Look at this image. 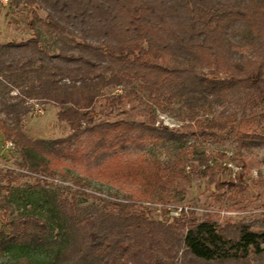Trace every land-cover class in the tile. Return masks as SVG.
I'll list each match as a JSON object with an SVG mask.
<instances>
[{"label":"trees","instance_id":"obj_1","mask_svg":"<svg viewBox=\"0 0 264 264\" xmlns=\"http://www.w3.org/2000/svg\"><path fill=\"white\" fill-rule=\"evenodd\" d=\"M13 1L36 5L53 31L69 35L59 36L54 53L40 43L36 30L28 40L0 45V88L17 89L0 100V126L17 148L20 165L63 178L73 169L76 183L109 180L135 191L126 200L106 201L96 214L79 207L74 195L58 196L46 219L9 220L3 241L37 248L43 254L38 264H61V256L65 264H166L158 255L143 258V247L156 243L165 249L160 238L170 248L181 245L179 264H242L264 257V231L241 224L230 235L225 226L199 222L184 208L165 228L145 210H135L168 190L172 172L156 160L126 158L131 148L141 147L146 131H153L152 106L163 110L175 102L203 135L219 128L245 146L264 141V0H11L10 5ZM36 20L33 10L31 25ZM231 93L241 104L239 116L200 118ZM30 99L56 104L58 119L71 132L55 140L28 136L21 120ZM97 99L121 111L136 100L150 116L95 122ZM163 129L181 143L188 136ZM182 228L180 239L174 233ZM177 252L167 254L174 260Z\"/></svg>","mask_w":264,"mask_h":264},{"label":"rangeland","instance_id":"obj_2","mask_svg":"<svg viewBox=\"0 0 264 264\" xmlns=\"http://www.w3.org/2000/svg\"><path fill=\"white\" fill-rule=\"evenodd\" d=\"M33 10L37 12L38 20L31 25ZM45 17L46 12L36 5L29 6L13 1L11 5L0 6V45L28 40L34 36L36 30L40 34V43L50 53L57 52L59 36L69 35L53 31ZM219 76L224 74L220 73ZM121 90L120 87L113 92ZM16 93L15 87H11L10 92L8 88L1 87L0 100L9 99ZM234 94H229V99L223 105L216 106L211 114L200 115V118L233 119L239 116L241 104L235 102ZM26 104L29 111L22 117L21 126L28 136L55 140L65 138L71 132L68 124L58 119L56 104L36 99H30ZM123 108L124 111L116 107L106 108L103 101L97 99L92 110L94 121H138L148 120L150 116L144 105L136 100L126 103ZM152 108L156 114L151 124L153 131L147 130L145 137L141 139V147L131 148L126 158L156 160L169 166L172 173L168 178V190L156 192L153 199L137 204L135 210H145L149 218L162 222L165 228L173 223V217L180 216L167 212L166 206L173 205L193 210L199 222L210 220L214 224L225 226L230 235H236V228L241 224L247 225L253 231H264V141L245 146L233 133L219 128H212L213 134L203 135L199 127L185 119V111L179 109L176 102L171 107L163 105V110L154 106ZM0 114L3 116L4 112ZM163 126L187 132L185 142L181 143L176 137L168 135ZM21 161L17 148L13 142L4 138L0 126V264H38L36 262L43 256L37 248L26 250L22 246L3 241L1 232L7 229L9 220H15L22 215L46 219L48 208L61 195H74L79 207H86L88 214H96L106 201L126 200L125 195L135 191L133 185L122 184L121 187V184L114 185L109 180L90 179L76 183V171L73 169L66 178L61 174L45 176L41 173H30L20 165ZM224 162H231L240 169L233 174L231 168L217 167L216 164L223 165ZM203 165L210 166V169H203ZM229 183L233 186L228 187ZM184 232L185 229L182 228L174 234L181 239ZM160 239L165 249L156 243L148 248L143 247V258L147 260L149 256L158 255L169 264L173 258H169L167 252L174 254L178 250L175 256L177 258L173 262L179 264L182 256L181 245L170 248V242L165 243ZM60 258L62 261L65 259L63 256ZM62 261L61 264H65ZM262 263L264 257H251L242 264Z\"/></svg>","mask_w":264,"mask_h":264},{"label":"built area","instance_id":"obj_3","mask_svg":"<svg viewBox=\"0 0 264 264\" xmlns=\"http://www.w3.org/2000/svg\"><path fill=\"white\" fill-rule=\"evenodd\" d=\"M11 0H0V6H8L10 5ZM224 166H226L228 169L231 168V170H233V174H235V172L240 169L237 165L231 163V162H224L223 163ZM187 209L185 206H173V205H167L166 209L168 211V213H171L175 216H179L180 212L182 209Z\"/></svg>","mask_w":264,"mask_h":264}]
</instances>
